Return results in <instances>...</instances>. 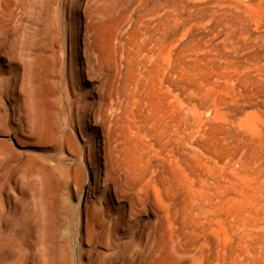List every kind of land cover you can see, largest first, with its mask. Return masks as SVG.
<instances>
[{"label": "rangeland", "instance_id": "374dc122", "mask_svg": "<svg viewBox=\"0 0 264 264\" xmlns=\"http://www.w3.org/2000/svg\"><path fill=\"white\" fill-rule=\"evenodd\" d=\"M83 11L79 26L62 0H0V264H264V0H85ZM83 54L92 73L77 79ZM72 91L137 93L140 128L123 153L154 197L158 185L174 199L162 206L171 237L164 216L137 254L91 249L64 172L73 161L60 159L71 155L54 147ZM41 116L48 140L18 143L8 127L37 131ZM39 160L51 173L34 175Z\"/></svg>", "mask_w": 264, "mask_h": 264}, {"label": "bare ground", "instance_id": "6f19581e", "mask_svg": "<svg viewBox=\"0 0 264 264\" xmlns=\"http://www.w3.org/2000/svg\"><path fill=\"white\" fill-rule=\"evenodd\" d=\"M73 1L72 5L69 0H62L63 9L68 8L81 26V18L83 16L84 19L85 16L83 11L85 0ZM6 9L7 7L3 8L6 21L18 17L16 6ZM76 39L79 40V36ZM82 51L86 54L85 48H82ZM84 54L86 66L76 67L77 79L84 74L90 76L92 73ZM1 55L5 57V54ZM0 62L5 65L4 58ZM76 93L72 91L68 94L65 104L67 106L65 121L68 122L70 129L64 132L61 138L55 140L54 147L57 153L65 150L71 155L67 157L61 154L60 159L73 161L72 168L69 167L70 170L64 172L67 177L74 176V188L76 193L80 194L78 203L83 207L85 231L92 241L91 249L100 247V251H95V254L104 258L117 254H137L143 237L147 240L153 235L164 216L167 225L171 228V237L174 217L171 214L169 216V211L164 215L162 206L166 203L173 206L174 199L166 198L161 194L158 185L156 186L159 191L155 190L154 197L149 191V184L152 185L151 178L140 172V166L131 167L123 153L127 136L135 130V125L140 128V120H138L139 124H135L136 115L133 111V106L140 103L137 93L119 96L118 93L113 95L108 91L105 96L101 95L98 98L91 94L84 96ZM130 114L133 120L130 119ZM48 122L46 116H41L36 131L28 120L18 119L15 126H10L8 129L18 143H26L32 136L37 138L36 142H46L49 132ZM121 129H123L122 135L119 133ZM124 129H128L127 134ZM85 130L89 131L90 136L86 135L88 133ZM9 152L13 156L21 155L12 150ZM123 159L127 163L126 168L119 164ZM48 163L50 162L36 161L34 175L37 177L44 172L51 173L52 170L46 165ZM87 163L90 171L81 176L78 169ZM54 165L58 167V164ZM133 171L139 174L138 179L132 180ZM123 202L126 204L123 205ZM142 213L151 214L153 219L141 222L138 218Z\"/></svg>", "mask_w": 264, "mask_h": 264}]
</instances>
